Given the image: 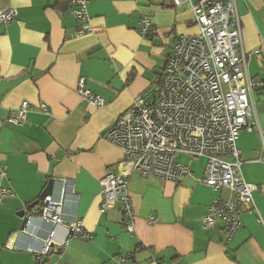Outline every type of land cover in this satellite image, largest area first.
<instances>
[{
	"label": "crops",
	"instance_id": "crops-1",
	"mask_svg": "<svg viewBox=\"0 0 264 264\" xmlns=\"http://www.w3.org/2000/svg\"><path fill=\"white\" fill-rule=\"evenodd\" d=\"M236 3L248 73L261 82L264 0ZM0 7L17 11L14 20L0 21V184L13 192L0 202V264H40L28 247L41 250L52 232L54 244L65 239V226L40 217L42 201L28 207L50 178L56 200L65 180L73 185L74 193L67 186L64 219L81 220L92 238L71 240L45 255L44 264H264V140L259 129L243 131L237 140L242 174L258 188L256 211L242 212L244 225L231 240L220 221L214 228L203 226L215 198H234L229 189L216 191L201 182L203 158L191 161L180 154V161L178 156L191 168L179 183L131 174L133 232L119 205L101 210V179L108 171L126 169L123 150L105 133L136 97L151 94L176 38L199 32L190 6L174 7L170 0H90L92 29L82 35L71 0H0ZM145 16L154 28L143 36ZM81 77L106 100L104 106H93L77 92ZM252 98L264 132V86ZM23 101L33 108L25 123L9 124L10 113ZM24 209L28 220L22 230L18 214Z\"/></svg>",
	"mask_w": 264,
	"mask_h": 264
},
{
	"label": "built area",
	"instance_id": "built-area-1",
	"mask_svg": "<svg viewBox=\"0 0 264 264\" xmlns=\"http://www.w3.org/2000/svg\"><path fill=\"white\" fill-rule=\"evenodd\" d=\"M89 2L71 0V12L81 25L78 35L92 29ZM170 2L174 7H191L199 32L176 38L163 72L156 77L151 92L154 97L150 101H147L150 94L136 97L106 131L105 137L123 150L126 169L119 173L108 171L101 179L104 195L101 210L105 212L119 205L129 221L128 231L133 232L136 212L128 192L131 174L138 172L144 177L179 183L191 174V168L179 162L178 156L185 154L191 161L203 158L201 182L216 191L229 189L234 194L231 200L219 197L213 200L203 216V226L214 228L220 221L226 238L231 240L244 225L242 212L256 211L253 194L258 186L247 182L242 174L243 159L237 140L243 131L255 129L260 130L264 140L252 98L256 88L264 86V80L257 82L249 76L236 0ZM16 15L15 8L0 7V21L10 22ZM153 28L152 19L145 16L141 34L146 36ZM77 92L95 107L106 104L102 96L88 88L85 77L79 79ZM40 107L48 110L45 103ZM32 109L28 101H23L10 113L9 124L23 125ZM63 183L59 200L53 196L45 198L40 217L52 226H65L66 236L62 242L54 244L52 232L41 250L28 247L40 263H44L45 255L64 248L73 239L88 241L92 238L78 218L71 223L65 221L67 186L73 193L74 187L68 180ZM12 194L10 188L0 184V202ZM155 219L150 217L151 222Z\"/></svg>",
	"mask_w": 264,
	"mask_h": 264
},
{
	"label": "water",
	"instance_id": "water-1",
	"mask_svg": "<svg viewBox=\"0 0 264 264\" xmlns=\"http://www.w3.org/2000/svg\"><path fill=\"white\" fill-rule=\"evenodd\" d=\"M154 95H155L154 93H151V94L148 96L147 101H150L151 98L154 97ZM54 186H55V180H54L53 178H50V179L48 180V182H47V185L45 186V188H44L43 191L41 192L39 198H38L35 202L31 203L28 207H29L30 209H33V208H35L37 205H39L41 201L43 202L47 196H52L53 193H54ZM26 213H27V211L24 209V210H22V211L18 214L21 218H23V223H22V225H21V229H22V230L24 229L25 224L27 223V220H28V218H27V216H26Z\"/></svg>",
	"mask_w": 264,
	"mask_h": 264
},
{
	"label": "rangeland",
	"instance_id": "rangeland-1",
	"mask_svg": "<svg viewBox=\"0 0 264 264\" xmlns=\"http://www.w3.org/2000/svg\"><path fill=\"white\" fill-rule=\"evenodd\" d=\"M179 160H180V161H183V160H184L183 155H180ZM203 160H205V159H203Z\"/></svg>",
	"mask_w": 264,
	"mask_h": 264
},
{
	"label": "trees",
	"instance_id": "trees-1",
	"mask_svg": "<svg viewBox=\"0 0 264 264\" xmlns=\"http://www.w3.org/2000/svg\"><path fill=\"white\" fill-rule=\"evenodd\" d=\"M60 1H61V0H60ZM56 6L59 7V6H60V3L58 2ZM40 264H42V263H40ZM43 264H44V263H43Z\"/></svg>",
	"mask_w": 264,
	"mask_h": 264
}]
</instances>
